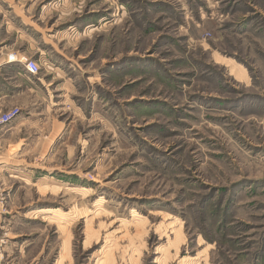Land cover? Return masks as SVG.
I'll use <instances>...</instances> for the list:
<instances>
[{
    "label": "rangeland",
    "instance_id": "374dc122",
    "mask_svg": "<svg viewBox=\"0 0 264 264\" xmlns=\"http://www.w3.org/2000/svg\"><path fill=\"white\" fill-rule=\"evenodd\" d=\"M0 9L57 98L13 120L30 166L3 178L0 264H264V0Z\"/></svg>",
    "mask_w": 264,
    "mask_h": 264
},
{
    "label": "crops",
    "instance_id": "0c3cea01",
    "mask_svg": "<svg viewBox=\"0 0 264 264\" xmlns=\"http://www.w3.org/2000/svg\"><path fill=\"white\" fill-rule=\"evenodd\" d=\"M0 13H2V9H0ZM3 24H10L9 22H6V16L3 17ZM7 47V45L3 46L0 43L1 49L6 50ZM17 54L23 55L20 52ZM45 84H47V86L51 85V83H47L46 81L44 83L43 78L40 76L35 77L29 75L19 64L6 63L0 70V113L13 107H21L22 111H25V113L29 115L33 109L36 108L35 106L37 105L35 101H37V99L47 102V98H52L54 101L50 102L49 100V104L47 105L49 108L54 107L57 104V98L55 95H50V92L52 91L44 93L43 88L46 86ZM58 92H60V94L63 93V88ZM30 96H33L32 100ZM28 119L29 117H22L12 121L6 127L0 126V140H3L2 138L5 137V141H10L7 137H13V141H17L16 139H18L16 144L18 146L13 153L8 156H0V179L2 182H4V177L11 179H24L25 175L21 174L30 166V162L24 158L26 153H23L24 148L27 146L24 141L30 138V136L25 137L26 130L30 127L29 125H31ZM59 129V135H61L59 139L63 140L64 128L59 127ZM20 134H23V136L21 135L20 137Z\"/></svg>",
    "mask_w": 264,
    "mask_h": 264
},
{
    "label": "built area",
    "instance_id": "2783aa9c",
    "mask_svg": "<svg viewBox=\"0 0 264 264\" xmlns=\"http://www.w3.org/2000/svg\"><path fill=\"white\" fill-rule=\"evenodd\" d=\"M6 63H16L31 76H36L41 72V64L39 61L29 58L26 55H18L16 52H7L0 48V70ZM21 112L19 107H13L9 110L0 113V126L9 125ZM2 181L0 179V213L2 208H5L7 197L4 195L2 188Z\"/></svg>",
    "mask_w": 264,
    "mask_h": 264
}]
</instances>
